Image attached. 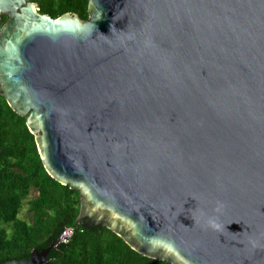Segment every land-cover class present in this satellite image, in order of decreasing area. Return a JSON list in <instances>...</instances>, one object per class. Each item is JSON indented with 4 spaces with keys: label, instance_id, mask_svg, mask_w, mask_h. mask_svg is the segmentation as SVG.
Returning a JSON list of instances; mask_svg holds the SVG:
<instances>
[{
    "label": "water",
    "instance_id": "95a60500",
    "mask_svg": "<svg viewBox=\"0 0 264 264\" xmlns=\"http://www.w3.org/2000/svg\"><path fill=\"white\" fill-rule=\"evenodd\" d=\"M38 10L0 0V97L75 224L168 264H264V0Z\"/></svg>",
    "mask_w": 264,
    "mask_h": 264
},
{
    "label": "trees",
    "instance_id": "16d2710c",
    "mask_svg": "<svg viewBox=\"0 0 264 264\" xmlns=\"http://www.w3.org/2000/svg\"><path fill=\"white\" fill-rule=\"evenodd\" d=\"M52 19L69 13L87 19V0H31ZM6 17L0 18V28ZM26 206L29 221L19 217ZM78 195L44 171L33 136L0 97V264L26 259L54 244L65 228L73 235L47 254V264H168L140 256L103 226L75 224Z\"/></svg>",
    "mask_w": 264,
    "mask_h": 264
},
{
    "label": "built area",
    "instance_id": "2783aa9c",
    "mask_svg": "<svg viewBox=\"0 0 264 264\" xmlns=\"http://www.w3.org/2000/svg\"><path fill=\"white\" fill-rule=\"evenodd\" d=\"M73 232L74 231H73L72 228H65V229H63L62 230V234L58 237V240L59 241H62L65 238V236H66L67 241L64 242L63 245L67 244L70 241V239H71V237L73 235Z\"/></svg>",
    "mask_w": 264,
    "mask_h": 264
},
{
    "label": "rangeland",
    "instance_id": "374dc122",
    "mask_svg": "<svg viewBox=\"0 0 264 264\" xmlns=\"http://www.w3.org/2000/svg\"><path fill=\"white\" fill-rule=\"evenodd\" d=\"M26 206L23 207L22 211L19 213V217L29 221L30 217L25 214Z\"/></svg>",
    "mask_w": 264,
    "mask_h": 264
}]
</instances>
